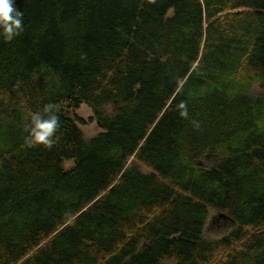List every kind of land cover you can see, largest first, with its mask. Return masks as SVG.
<instances>
[{
	"label": "trees",
	"instance_id": "1",
	"mask_svg": "<svg viewBox=\"0 0 264 264\" xmlns=\"http://www.w3.org/2000/svg\"><path fill=\"white\" fill-rule=\"evenodd\" d=\"M15 7L23 32L0 35V264H264V0ZM47 104L55 142L28 147ZM83 106L103 130L90 139L71 115ZM211 211L235 222L220 239L205 237Z\"/></svg>",
	"mask_w": 264,
	"mask_h": 264
},
{
	"label": "clouds",
	"instance_id": "2",
	"mask_svg": "<svg viewBox=\"0 0 264 264\" xmlns=\"http://www.w3.org/2000/svg\"><path fill=\"white\" fill-rule=\"evenodd\" d=\"M23 23V13L15 7V0H0V35L12 41L23 32ZM58 111V105L47 104L43 113L37 111L30 114L28 134L25 137L28 147L53 146L60 128Z\"/></svg>",
	"mask_w": 264,
	"mask_h": 264
},
{
	"label": "rangeland",
	"instance_id": "3",
	"mask_svg": "<svg viewBox=\"0 0 264 264\" xmlns=\"http://www.w3.org/2000/svg\"><path fill=\"white\" fill-rule=\"evenodd\" d=\"M255 92H259L261 89L259 88V86H257V88L254 89ZM77 114L80 118H83L85 121H88V125H81V130L82 133L84 134L86 139H90L94 136H96L98 133L102 132V128L97 126L95 121H91V117H93V114L91 112L90 109H88L87 107L83 106L81 109H79L77 111V113H72L71 115ZM207 162H209V164H212V160L209 159L207 160ZM71 164L67 163L66 167L69 168ZM218 214L216 213H212V219L209 223L210 224V229L208 227V229L205 231V237L206 238H210V239H218V238H222L223 236L227 235V233L233 228V225L230 223H225L218 218ZM208 225V224H206ZM207 227V226H206ZM206 229V228H205Z\"/></svg>",
	"mask_w": 264,
	"mask_h": 264
},
{
	"label": "water",
	"instance_id": "4",
	"mask_svg": "<svg viewBox=\"0 0 264 264\" xmlns=\"http://www.w3.org/2000/svg\"><path fill=\"white\" fill-rule=\"evenodd\" d=\"M218 215H219L218 218H219L220 220H222L223 222H225V223H230V224H232V225L235 224L234 220H233L231 217H229L228 215L223 214V213H219Z\"/></svg>",
	"mask_w": 264,
	"mask_h": 264
},
{
	"label": "flooded vegetation",
	"instance_id": "5",
	"mask_svg": "<svg viewBox=\"0 0 264 264\" xmlns=\"http://www.w3.org/2000/svg\"><path fill=\"white\" fill-rule=\"evenodd\" d=\"M211 219H212V215L210 214L209 217H208V225H206V226H207V227H206V230L208 229V227H209V229L211 228V227H210V224H211V223H209V222L211 221ZM212 220H213V219H212ZM219 223H221V220H220ZM206 230H205V231H206Z\"/></svg>",
	"mask_w": 264,
	"mask_h": 264
},
{
	"label": "bare ground",
	"instance_id": "6",
	"mask_svg": "<svg viewBox=\"0 0 264 264\" xmlns=\"http://www.w3.org/2000/svg\"><path fill=\"white\" fill-rule=\"evenodd\" d=\"M206 161H207V160H206ZM212 163H213V161H212ZM94 203H95V202H94ZM212 213H213V211L210 212L211 215H212ZM210 214H209V215H210ZM206 224H208V220H207V223H206ZM205 230H206V229H205ZM218 239H220V238H218Z\"/></svg>",
	"mask_w": 264,
	"mask_h": 264
}]
</instances>
